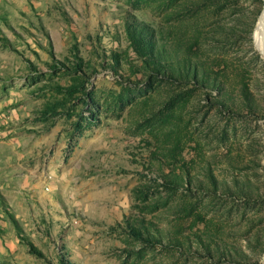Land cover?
<instances>
[{"label": "rangeland", "instance_id": "rangeland-1", "mask_svg": "<svg viewBox=\"0 0 264 264\" xmlns=\"http://www.w3.org/2000/svg\"><path fill=\"white\" fill-rule=\"evenodd\" d=\"M262 17L0 0V264H264Z\"/></svg>", "mask_w": 264, "mask_h": 264}, {"label": "bare ground", "instance_id": "bare-ground-1", "mask_svg": "<svg viewBox=\"0 0 264 264\" xmlns=\"http://www.w3.org/2000/svg\"><path fill=\"white\" fill-rule=\"evenodd\" d=\"M263 34H264V17H262L261 20L259 21L254 35L259 48H261L260 46L262 43Z\"/></svg>", "mask_w": 264, "mask_h": 264}, {"label": "water", "instance_id": "water-1", "mask_svg": "<svg viewBox=\"0 0 264 264\" xmlns=\"http://www.w3.org/2000/svg\"><path fill=\"white\" fill-rule=\"evenodd\" d=\"M262 41L264 42V34H263V37H262Z\"/></svg>", "mask_w": 264, "mask_h": 264}]
</instances>
